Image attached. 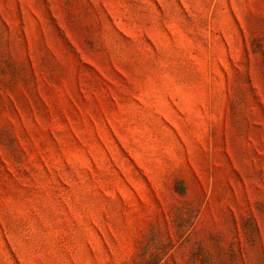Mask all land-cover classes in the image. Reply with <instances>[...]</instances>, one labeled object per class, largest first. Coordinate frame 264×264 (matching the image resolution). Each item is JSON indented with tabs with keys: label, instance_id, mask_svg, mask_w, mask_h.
Masks as SVG:
<instances>
[{
	"label": "rangeland",
	"instance_id": "obj_1",
	"mask_svg": "<svg viewBox=\"0 0 264 264\" xmlns=\"http://www.w3.org/2000/svg\"><path fill=\"white\" fill-rule=\"evenodd\" d=\"M0 264H264V0H0Z\"/></svg>",
	"mask_w": 264,
	"mask_h": 264
}]
</instances>
